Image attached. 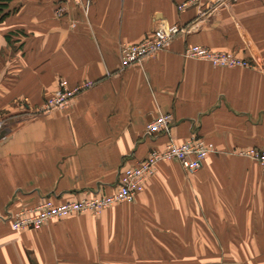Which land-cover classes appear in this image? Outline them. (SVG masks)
Listing matches in <instances>:
<instances>
[{"label":"crops","instance_id":"0c3cea01","mask_svg":"<svg viewBox=\"0 0 264 264\" xmlns=\"http://www.w3.org/2000/svg\"><path fill=\"white\" fill-rule=\"evenodd\" d=\"M14 0L0 22V264H264V168L238 155L264 149V0ZM206 11L205 17L200 14ZM188 27L157 55L123 68L120 49L161 22ZM200 45L251 68L185 56ZM66 80L87 81L67 110L39 113ZM216 152L188 174L163 162L133 204L15 231L13 216L116 192L120 173L166 135Z\"/></svg>","mask_w":264,"mask_h":264},{"label":"built area","instance_id":"2783aa9c","mask_svg":"<svg viewBox=\"0 0 264 264\" xmlns=\"http://www.w3.org/2000/svg\"><path fill=\"white\" fill-rule=\"evenodd\" d=\"M201 0H187L179 5L178 9L184 11L191 6L200 4ZM206 11L200 15L205 17ZM188 27L177 24L161 22L156 27L154 35L135 44H124L120 49L123 68L142 63L145 59L153 57L169 47L179 35H184ZM185 56L191 59L202 60L213 67L223 68H251L252 64L233 53L212 52L200 45L190 46ZM94 85L87 81L74 88L66 80L59 82L57 90L48 98L39 113H51L70 109L77 102L78 97ZM173 113L159 115L146 127L145 135L155 137L163 134L169 138L163 150H152L138 165L126 168L119 176L117 190L109 196L83 198L78 201H69L56 204L46 200L36 207L27 208L13 216L12 228L15 231L39 230L52 220L67 218L76 214L91 213L100 215L105 210L122 203L133 204L136 197L144 190L145 182L152 177L160 163L177 161L188 174L200 170L209 155L216 152L214 144L193 135L184 143L178 144L172 138ZM243 156L255 159L264 166V149L250 148L240 152Z\"/></svg>","mask_w":264,"mask_h":264},{"label":"trees","instance_id":"16d2710c","mask_svg":"<svg viewBox=\"0 0 264 264\" xmlns=\"http://www.w3.org/2000/svg\"><path fill=\"white\" fill-rule=\"evenodd\" d=\"M14 0H0V22L11 14L9 4Z\"/></svg>","mask_w":264,"mask_h":264},{"label":"rangeland","instance_id":"374dc122","mask_svg":"<svg viewBox=\"0 0 264 264\" xmlns=\"http://www.w3.org/2000/svg\"><path fill=\"white\" fill-rule=\"evenodd\" d=\"M240 58V57H239ZM253 66V65H252ZM251 66V67H252ZM50 98V97H49ZM242 152V151H241ZM238 153V155H241V156H243L242 154H240V152H237ZM244 157H246V156H244ZM249 159H251V160H253V161H255L256 163H257V161L255 160V159H252V158H250V157H248ZM259 164V163H258ZM260 165V164H259ZM261 167H263L264 168V166H262V165H260Z\"/></svg>","mask_w":264,"mask_h":264}]
</instances>
